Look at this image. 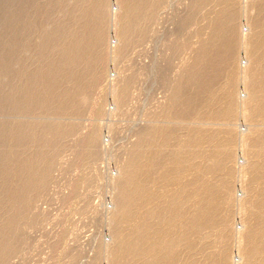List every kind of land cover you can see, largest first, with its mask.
Here are the masks:
<instances>
[{
  "label": "bare ground",
  "instance_id": "obj_1",
  "mask_svg": "<svg viewBox=\"0 0 264 264\" xmlns=\"http://www.w3.org/2000/svg\"><path fill=\"white\" fill-rule=\"evenodd\" d=\"M112 1L0 0V264L24 243L14 235L39 222L30 209L50 184L68 140L80 139L75 164L99 157L101 134L82 137L72 120L87 110L101 116L102 102H93L92 94L107 75L108 58H122L155 34L171 0H114L118 13ZM16 2L18 13L8 16ZM212 4L222 9L207 12ZM186 6L174 43L163 41L170 53H163L162 64H151L164 100L117 179L115 240L104 250L110 264H264V0H189ZM196 24L201 29L193 32V43L186 30ZM112 29L119 38L114 49L108 46ZM184 51L187 58L171 76V61ZM134 82L127 78L112 96L117 111ZM21 115L23 122H12ZM34 117L39 124L29 122ZM238 152L245 160L240 169L250 174L245 203L252 219L242 230L232 216L221 215L237 199L231 177ZM78 188L72 186L73 195ZM212 233L213 241L225 243L218 251L211 250L217 243L209 242Z\"/></svg>",
  "mask_w": 264,
  "mask_h": 264
},
{
  "label": "rangeland",
  "instance_id": "obj_2",
  "mask_svg": "<svg viewBox=\"0 0 264 264\" xmlns=\"http://www.w3.org/2000/svg\"><path fill=\"white\" fill-rule=\"evenodd\" d=\"M244 1L248 2L251 0ZM169 3V6L167 5L165 8L167 10L160 11L158 23L154 26L155 34H148L142 42L128 48L122 58L120 57L117 60L112 59V57L108 58L110 64L107 62V75L101 81L98 89L92 94L93 102H102L101 106H98L102 111L101 116H95L93 110H87L82 117L73 118L72 120L80 125L82 137L93 130H97L101 134L102 144L100 143L97 148L99 157L96 159L91 157L88 158L89 160L86 159L83 165H80L82 166L81 168L75 164L76 157H74L77 151L81 150L79 146L80 139L72 138L68 140L69 143H67L66 149H63L56 168L52 172L50 184L45 192L36 199L30 209L31 215H38L39 222L34 227H23L14 235L15 239H18L17 236L23 239L25 244L22 243L19 251L12 254L5 261V264H110L111 258L107 254L109 253V249L108 251L106 249V252L104 246L111 245L113 240H115V228L111 216L116 205L117 179L120 177L122 168L127 163L130 154L136 148L141 132L150 126V116L158 110V107H160L164 100V92L160 89L155 74L152 73V65L155 59H157L158 64H162L161 58L163 53L165 52L167 55L170 53L169 50L164 49L163 41L165 43V39H167L168 43L172 41L174 43L175 24L179 19L178 17L185 15L187 12L188 6L186 5L189 4V0H171ZM112 6L113 13L120 11L118 7L119 3L116 1H112ZM221 9L222 7L219 4H212L206 8V11L214 12ZM18 10L19 3L16 2L15 5L10 6L8 9V16L17 14ZM55 15H62V11ZM12 24H14V21H12ZM248 27L249 25L246 21L240 24V28H242L244 33L248 32ZM144 28L149 32L148 26H144ZM197 28L200 30L201 26H197L196 24L186 30L188 32L187 35H192L194 38L192 40V42L194 41L193 43H196L198 40L195 36ZM110 32V43H108V46L114 49L117 46L116 41H119V38L113 29ZM163 32L167 35H164ZM188 52H182L171 61L174 70L171 76L176 75L175 72L179 70L182 60L187 58ZM240 52L242 53L240 55L242 59L240 58V60L243 66H245L248 57L242 49ZM20 57L21 53L19 52L13 64L17 69V73L20 70L16 62L17 64L19 63ZM131 77H134V85L131 88L127 102L122 106L120 111H117L114 99L115 94L124 80ZM170 80L173 81L175 78L172 77ZM240 91L243 92V90ZM110 111V114H106V112ZM1 116L0 114V122L3 123L5 119ZM17 119L19 122H23L22 115L15 117L12 122L15 124L19 123ZM29 122L39 124V121L35 117L31 118ZM243 122L241 121L240 124H244ZM245 129L247 128L244 127L243 130ZM184 136L185 131H182L179 136L181 143L184 140ZM237 145L235 147L238 151L240 150V146ZM241 154L239 153V167L238 165L234 167L235 173L233 172L231 177L234 192L238 200L235 199V201L237 200L236 203L234 201L228 207H225V209L223 208L221 213L225 217H227V214L229 215L228 217L232 216L231 218L239 230H242L247 220L252 219L249 218L250 214L247 211L248 204L245 203V199L250 195L246 188L250 174L240 169L241 164L245 163L244 157ZM26 156L30 159L32 150L28 151ZM217 177L222 178V174H219ZM85 178L87 179L84 180ZM207 178H210V176ZM82 180H89V182L87 183ZM74 184H79L80 189L78 188V193L76 192L73 195L72 186ZM149 186H153V184L151 183ZM133 224L132 222L131 226ZM127 226L123 224L122 228L127 231L130 227L128 226L127 228ZM213 234L210 235L209 242L211 243L213 239L215 240V234ZM235 238L236 240H234ZM228 241L232 245V250L236 246L238 247L236 236L231 235ZM213 242H217L213 244L214 248L211 249L213 251H218L225 244L224 242ZM234 251V260L238 259L236 261L238 262L237 251L235 249Z\"/></svg>",
  "mask_w": 264,
  "mask_h": 264
}]
</instances>
